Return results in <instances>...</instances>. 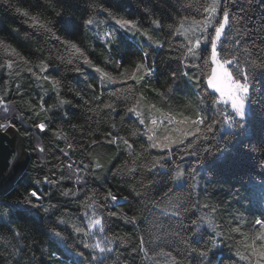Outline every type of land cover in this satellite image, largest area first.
Returning a JSON list of instances; mask_svg holds the SVG:
<instances>
[{"label": "snow or ice", "instance_id": "snow-or-ice-1", "mask_svg": "<svg viewBox=\"0 0 264 264\" xmlns=\"http://www.w3.org/2000/svg\"><path fill=\"white\" fill-rule=\"evenodd\" d=\"M0 2L13 7L9 0ZM164 2L170 5V11L159 16L152 9L143 10L149 13L155 29H167L164 39L154 38L140 27L139 21L104 7L98 0H36L27 8H13L31 30L20 39L31 41L33 36H38L44 42L58 43L63 49L53 57L51 53L44 56L38 48L32 55L42 58L33 61L12 43L0 38V70L19 80L21 65L27 66V72L36 78L37 87L41 89L39 105L30 103L29 110L35 117L31 129L44 133L51 120L49 113L72 104L61 95L62 80L47 74L52 69L59 71V65L53 60L70 65L69 72L81 75L91 69L98 75L101 88L111 89L107 100L101 99L103 91L94 101L86 100L83 92H75L74 98L84 100L85 105L95 104L88 112L95 116L106 112L111 120L112 114L119 115L118 105L125 104V116L121 119L135 118L137 124L125 136L120 135L117 124L111 122V130L101 139L89 137L88 141L79 144L81 159L78 161L72 159L78 150L76 143L69 140L63 128L54 130L57 140L66 141L65 147L57 144L54 149L68 161L60 163L59 169H70L72 174L57 177L53 170L42 181L37 180L26 188L18 199L12 202L0 200V249L3 250L0 261L3 264H32L35 255L29 253L38 245L35 240L26 242L30 234L41 229L50 246L55 248L48 254L47 264L52 261L55 264H120L121 247L127 250L130 237L127 234L109 235L113 218L134 228L147 225L137 237L138 246L132 249L142 254L147 264H159L161 258L164 264H213V257L227 240L233 239V234L240 236L232 245L238 259L229 257L230 264H264V87H257L264 84V0ZM101 13L105 14L103 21L97 18ZM85 15V19L77 22V16ZM163 19L173 22L164 25ZM110 22L114 23L110 25ZM56 24L64 25L73 38L61 37L55 30ZM80 27L95 31L94 39L102 41L109 53L105 63L114 65V72L95 64L85 47L77 43L75 30ZM11 31L19 38V29ZM136 34L142 37L137 41L139 58L125 68L120 49ZM144 43L150 51H143ZM165 45L169 52L175 53L168 57L170 64L176 63L178 67L167 74L170 84L152 91L167 110L156 103L146 104L143 93L150 80H158L164 74L157 56L165 50ZM113 48L117 49L121 59L113 60ZM88 87L95 88L94 85ZM16 88L19 93L21 85L17 83ZM49 91L57 97L55 104L46 105L45 96ZM180 94H184L183 99L179 104L173 103ZM62 115L67 116V113ZM88 120L92 121L93 116ZM257 121L261 126L259 135L255 132ZM18 123L23 125L24 111L17 112L8 93L0 95V134L7 135L10 130L19 134ZM30 136L31 131L23 133V138ZM145 138L146 146L142 145L137 151L135 145ZM101 145L115 146L116 152H126L128 159L114 169L107 168L99 156L88 150ZM5 148L6 145L0 143V159L4 161L0 177L5 169L9 170V175L18 170L22 172L30 158L22 151V141L6 153ZM152 150H158L160 154L151 155ZM36 151L43 154L45 147L37 143L31 149V152ZM85 157L89 163H84ZM112 159L108 160L109 164ZM257 168L260 170L256 171ZM200 172L210 173L213 178L227 175L230 178L227 181L229 194L239 197L235 202L247 201L249 210L259 205V216L248 225L244 224L243 216L224 222L221 209L211 197L201 203V191L206 194L208 189L198 191ZM109 173L113 178L136 181L130 187V195L141 207L134 214L112 210L121 199L127 202L128 197L114 193L111 187H106L103 192L84 190L88 177L107 180ZM73 178L75 186L61 188L60 195L71 198L68 206L75 203L79 215L63 206L62 214L55 216L62 206L51 203L45 206L47 197L36 185L44 183L55 188L64 179ZM189 181L192 182L190 185ZM186 185L188 192L184 193L182 190ZM82 192L84 199L80 200ZM46 219L52 220L51 227H43ZM244 227H249L250 232H245ZM161 245L171 251H164Z\"/></svg>", "mask_w": 264, "mask_h": 264}, {"label": "trees", "instance_id": "trees-1", "mask_svg": "<svg viewBox=\"0 0 264 264\" xmlns=\"http://www.w3.org/2000/svg\"><path fill=\"white\" fill-rule=\"evenodd\" d=\"M98 2L102 3L104 7L110 8L121 15H125L130 19L139 21L140 27L144 30H147L151 35L154 36V38H166L167 29L165 28L163 31L155 29L151 23L149 13L143 11L145 8L152 9L157 16L170 11V5L165 3L164 0H98ZM9 3L13 6L12 8L0 2V38H4L12 43L19 52H21L24 56L29 57L33 61H38L42 58L41 56L32 55V53L36 52L38 48L43 52L44 56H48L51 53V55L55 57L58 50L59 52H63V49L58 43L52 41L44 42L42 37L33 36L31 41H24L20 39L25 35V33L31 30L23 23L22 18L14 12L13 8H27L30 5L35 4L36 0H9ZM117 5H119V7H117ZM48 15L51 16L52 14L49 13ZM173 16L175 17V13H173ZM85 18L86 15L77 16V22H81ZM97 18L105 19V14L101 13ZM172 22L173 20L171 19L162 20L164 25L170 24ZM12 29H19V38L11 31ZM55 30L63 38H73L68 34L66 27L62 24H56ZM136 35L140 37L139 34ZM140 38L142 39V37ZM75 39L77 43H80L82 47H85L90 58L95 64L105 68L109 72L115 71L114 65H108L105 63V57L108 56L109 53L107 52L104 45L97 40H94L90 36L89 32L87 33L85 28L80 27L78 30H75ZM137 41L138 40L136 39L134 41L127 40L126 44L120 49V52L123 53V67L125 68H129L132 62L139 58L137 53ZM142 47L143 51H150L147 43H144ZM111 55L113 60L121 59V55L118 53L116 48L112 49ZM153 55H155V53H153ZM170 55H175V53L169 52L167 50V45H165V50L161 51L157 56V63L164 74L160 75L158 80H150L148 87L143 89V93L146 97V104L156 103L158 107H164L165 110H167V106L161 105L159 103V97L154 91H152V89H163L167 84L171 83V80L167 79V74L173 70H176L178 66L176 63L170 64L168 59ZM53 63L59 65V71L52 69L47 74L51 77L62 80L64 87L61 89V95L64 96V98L71 100L72 104L65 105L63 109L54 110L52 113H49L51 120L48 123V129L44 133H39L37 130L30 128V125L35 119L32 112L29 110L30 103L36 104L38 106L40 103L39 96L42 94L41 89L37 87L38 82L36 78L27 72V66L24 65H21L19 69L21 73L19 80H16L14 75H10L7 71L0 70V95L8 93V99L12 101L17 112L24 111V121L29 126V129L18 123V127L20 128V133L22 136L25 131H31V136L29 138H24L26 150L30 155L29 164L12 190L6 195L0 196V200L12 202L18 199L22 194L25 193L26 188H30L37 180L42 181L43 177L50 175L51 171L53 170H56L57 177H59L61 174H63L65 177L72 174V170L70 169H59L60 163L66 164L68 161L65 160L59 151L54 150L55 145L57 144H59L60 147H65L66 145V141L57 140L54 135V130L58 127L63 128V130L67 133L69 140L76 143L78 150L72 155V159L77 161L81 159L79 144L88 141L89 137L97 140L101 139L104 133L111 130V122L114 121L117 124L120 135L126 136L128 135L129 130L136 127L137 122L135 121V118L125 117L123 120L121 119V117L125 116V104L118 105L117 111L119 112V115L112 114V119L110 120L106 112L102 111L99 116H95L93 113L88 112L89 107L95 106L94 103L85 105L84 100H81L79 97L74 98V93L79 91L85 93L86 100L94 101V98L100 95L101 91H103L104 95L101 99L107 100L108 93L111 91V89L101 88L99 77L95 72H93L91 69H86V74L81 75L74 72H69L67 69L68 67H71L70 65L65 66L56 60H53ZM17 83L21 85L19 93L16 88ZM181 83L183 84L184 82L181 81ZM88 85H94V90L90 89ZM48 87H50V85ZM257 87H264V84H258ZM183 96L184 94H180L178 99L173 103L179 104L180 100L183 99ZM45 101L46 105L55 104L57 101L55 93L49 91L48 95L45 96ZM64 112L67 113V116L62 115ZM89 116H93L92 121L88 120ZM29 117L33 118L29 119ZM40 118H44L43 114H41ZM70 125H76V127L72 128ZM260 130L261 126L259 121H257L255 126V132L257 135H259ZM36 132L39 133L41 144L45 147L43 159L41 158L39 151L31 152V149L35 148L36 146L33 135ZM214 142L215 141H213V143ZM142 145L146 146V138L139 140V143L135 145L137 151H140V147ZM88 150L93 151L94 155L99 156L101 158V162L110 169H114L116 166L122 164L126 159H128L127 153L125 152L118 154L116 152L115 146L109 147L107 145H101L99 148ZM159 154L160 153L158 150H152L151 152V155ZM113 156H116V159H112ZM110 159H112L111 164L108 163V160ZM185 159L186 161L189 160L187 157ZM41 160H43V163H41ZM84 163H89V159L87 157L84 158ZM259 170V168L256 169V171ZM100 175L103 176L104 174ZM136 179L138 180L139 177ZM197 179L199 180L200 184V189H198V191L204 188L208 189L206 194L201 191V203L205 201L206 197H211L212 201L218 204L219 208L221 209L220 215L223 217L224 222L234 221L235 217L243 216L244 224L248 225L251 221H254L256 216H259V205L254 206L251 210H249L247 208V201H241V203L235 202V200L239 197L234 198L229 194L228 190L230 184L227 181H229L230 178L227 175H218L213 178L210 173L200 172ZM135 183L136 181L131 179L121 180L120 178H113L109 173L107 174V180H94L92 177H88V181L85 185H83V188L85 191L93 189L97 190L98 192H103L106 187H111L114 193H118L120 196L128 197L127 202L121 199L118 202V205L112 210H122L128 212L129 215H132L141 207L140 203H138L135 199H133V196L130 195V187ZM191 183L192 182L189 181V185ZM74 186V178L71 180L64 179L60 186L55 188L44 183L36 185V187L40 189L45 197H47L44 200L45 206H47L49 203L62 206L61 211L56 212L55 216H60L62 214L63 206H67L68 211L72 212L74 215H79V209L75 203L68 206V201L71 198L61 197L60 195L61 188H73ZM236 187H239V185ZM182 191L187 193L188 186L186 185ZM79 199H84L83 192L80 194ZM242 204L245 206L242 207ZM53 219H55V217H53ZM217 222L220 223L221 221L218 220ZM51 226L52 220L46 219L43 222V227L47 228ZM28 227H31V225ZM146 227L147 225L142 224L139 228H134L132 225L126 224L121 219L113 218L109 235L127 234L130 237L127 250L125 251L124 248L121 247L122 256L120 258V264H147V262L144 261L142 254H137L132 251L133 247L138 246L137 237L141 234V229ZM61 228H63V226H61ZM243 230L245 232H250L249 227H244ZM133 233H135V235H133ZM65 234L67 235V233ZM239 239L240 236L238 234H233V239L227 240L225 246L218 252L217 256L213 257V264H219V261L221 260L223 261V264H230L229 257H231L232 260L238 259L234 256L235 247H232V245L233 241H239ZM33 240L37 242L38 246L33 247L30 250L29 254L35 255V260L32 261V264H47L48 254L52 251H55V248L50 246L48 237L43 234L42 229L37 233L30 234L29 241L26 243H30ZM69 243H71V240ZM161 247L164 248V251H171L170 248L165 247L164 245H161ZM230 247L231 251L229 250ZM159 250L160 249L158 248L157 251ZM0 251L3 250L0 249ZM0 264H3V262L0 261ZM52 264H55V261H52ZM159 264H164L163 258L160 259Z\"/></svg>", "mask_w": 264, "mask_h": 264}, {"label": "water", "instance_id": "water-1", "mask_svg": "<svg viewBox=\"0 0 264 264\" xmlns=\"http://www.w3.org/2000/svg\"><path fill=\"white\" fill-rule=\"evenodd\" d=\"M21 141H22V151L28 153V151L25 148L24 139L20 133L15 134L12 133L10 130L9 134L7 135L0 134V143L6 145V148L3 149L5 153L15 148L17 146V143ZM29 159L27 160V163L22 172L18 170L16 173H12L11 175H9V170L7 169L4 170L3 177H0V193H3L0 196H4L15 186L16 182L25 171ZM3 163H4L3 159H0V168H3Z\"/></svg>", "mask_w": 264, "mask_h": 264}, {"label": "rangeland", "instance_id": "rangeland-1", "mask_svg": "<svg viewBox=\"0 0 264 264\" xmlns=\"http://www.w3.org/2000/svg\"><path fill=\"white\" fill-rule=\"evenodd\" d=\"M99 20H101V21H103L104 19H99ZM112 23H114V22H110V25L112 24ZM103 28H104V26L103 25H101V28H100V30L101 31H103ZM87 31V33L89 32V34H90V36L94 39V34H95V31H88V30H86ZM138 40V41H140L141 40V38L140 37H138L137 35L135 36V38L134 39H129V41H134V40ZM94 40H97L98 42H100L101 44H103L102 43V41H100V40H98V39H94ZM50 102H52V101H50ZM49 102V103H50ZM48 103V104H49ZM14 106V105H13ZM23 125L27 128V129H29V126L25 123V121H24V123H23ZM20 133V132H19ZM21 134V133H20ZM22 135V134H21ZM34 135V139H35V145L37 144V143H40L41 144V141H40V139H39V133H34L33 134ZM23 137V136H22ZM24 139V138H23ZM25 142V141H24ZM26 148V147H25ZM40 153V152H39ZM29 154V153H28ZM30 156V155H29ZM40 156H41V158L43 159V154L42 153H40ZM29 161H30V159H29ZM28 164H29V162H28ZM28 164H27V166H28ZM25 172V171H24ZM23 172V173H24ZM23 175V174H22ZM21 175V176H22ZM20 176V177H21ZM6 195V194H5Z\"/></svg>", "mask_w": 264, "mask_h": 264}, {"label": "bare ground", "instance_id": "bare-ground-1", "mask_svg": "<svg viewBox=\"0 0 264 264\" xmlns=\"http://www.w3.org/2000/svg\"><path fill=\"white\" fill-rule=\"evenodd\" d=\"M26 168H27V167H26ZM25 170H26V169H25ZM11 190H12V189H11ZM11 190H10V191H11ZM10 191H9V192H10ZM6 194H7V193H6Z\"/></svg>", "mask_w": 264, "mask_h": 264}]
</instances>
